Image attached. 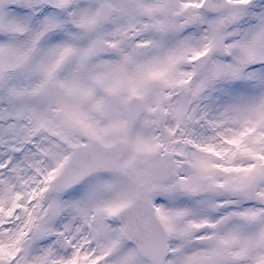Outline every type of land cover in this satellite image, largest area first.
I'll list each match as a JSON object with an SVG mask.
<instances>
[{
	"label": "snow or ice",
	"instance_id": "obj_1",
	"mask_svg": "<svg viewBox=\"0 0 264 264\" xmlns=\"http://www.w3.org/2000/svg\"><path fill=\"white\" fill-rule=\"evenodd\" d=\"M0 264H264V0H0Z\"/></svg>",
	"mask_w": 264,
	"mask_h": 264
}]
</instances>
